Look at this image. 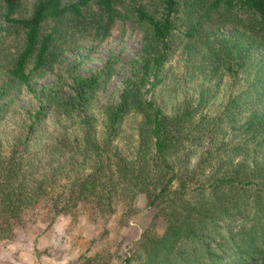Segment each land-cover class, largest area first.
I'll return each mask as SVG.
<instances>
[{
  "label": "trees",
  "instance_id": "1",
  "mask_svg": "<svg viewBox=\"0 0 264 264\" xmlns=\"http://www.w3.org/2000/svg\"><path fill=\"white\" fill-rule=\"evenodd\" d=\"M88 1L36 0L14 16L20 0H0V38L21 33L5 58L0 48V240L40 211L48 223L98 221L119 203L127 225L141 193L151 212L132 249L83 250L82 264H264V0H139L142 53L100 113L101 139L92 104L109 59L68 92L34 83L58 61L60 22L85 23ZM97 2L110 20L113 0ZM182 39L192 63L179 72L169 60ZM24 90L35 109L16 107ZM125 118L136 124L131 152L113 142Z\"/></svg>",
  "mask_w": 264,
  "mask_h": 264
},
{
  "label": "rangeland",
  "instance_id": "2",
  "mask_svg": "<svg viewBox=\"0 0 264 264\" xmlns=\"http://www.w3.org/2000/svg\"><path fill=\"white\" fill-rule=\"evenodd\" d=\"M35 1L20 0L14 16L28 14ZM138 1L113 0L115 13L108 20L100 10L97 0H89L88 5L82 8L85 23H76L70 18L62 20L60 25L64 31L58 41L61 49L58 61L46 70L42 78L34 81L38 87L68 92L73 78L90 74L109 59L110 76L101 85L92 104L96 112L95 135L99 139L104 136L100 113L107 104L118 101L122 87L142 53L144 32L136 21L134 11ZM185 10L184 8L183 11ZM95 23L101 26L98 31L94 29ZM48 24L51 25L52 22ZM183 27L184 24L181 25V29ZM13 29L11 28L9 34L1 31L0 48L4 47L1 52L4 58L6 54L15 50L18 36L21 35ZM225 30H229V27ZM176 35L182 38L181 33ZM184 42L182 39L178 43L169 60L172 69L179 72L192 63L186 60L187 55L182 50ZM219 70L226 72L224 68ZM224 79H227L226 75ZM226 84L210 102L212 111L224 98ZM38 104L39 100L25 90L15 99L16 107L21 110L35 109ZM48 131L51 132L50 126L44 130L45 133ZM113 142L125 152L135 149L137 130L132 118L124 119ZM3 150L5 151L6 148ZM130 206L132 209L134 207V211L132 210L127 225L120 221L119 203L115 205L113 215L106 219L98 217V221L87 217V214H81L77 220H71L67 216H57L48 223L40 211L35 221L26 223L28 224L26 228L20 225L12 237L0 240V264H82L79 255L83 250L93 252L97 249L103 251L110 249L117 253L120 248L123 252L131 250V241L138 238L139 230L146 221H149L151 211L145 206V198L141 193L130 201Z\"/></svg>",
  "mask_w": 264,
  "mask_h": 264
}]
</instances>
